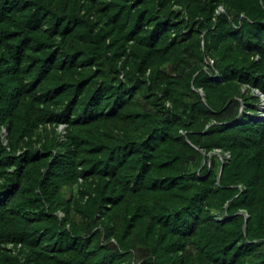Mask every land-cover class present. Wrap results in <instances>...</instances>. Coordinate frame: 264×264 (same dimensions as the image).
Wrapping results in <instances>:
<instances>
[{
    "label": "trees",
    "instance_id": "16d2710c",
    "mask_svg": "<svg viewBox=\"0 0 264 264\" xmlns=\"http://www.w3.org/2000/svg\"><path fill=\"white\" fill-rule=\"evenodd\" d=\"M263 98L264 0H0V264H264Z\"/></svg>",
    "mask_w": 264,
    "mask_h": 264
},
{
    "label": "water",
    "instance_id": "95a60500",
    "mask_svg": "<svg viewBox=\"0 0 264 264\" xmlns=\"http://www.w3.org/2000/svg\"><path fill=\"white\" fill-rule=\"evenodd\" d=\"M263 100H264V98H263ZM263 112H264V106H263ZM247 225V221H246V224H245V226Z\"/></svg>",
    "mask_w": 264,
    "mask_h": 264
},
{
    "label": "rangeland",
    "instance_id": "374dc122",
    "mask_svg": "<svg viewBox=\"0 0 264 264\" xmlns=\"http://www.w3.org/2000/svg\"><path fill=\"white\" fill-rule=\"evenodd\" d=\"M263 115H264V112H263Z\"/></svg>",
    "mask_w": 264,
    "mask_h": 264
}]
</instances>
